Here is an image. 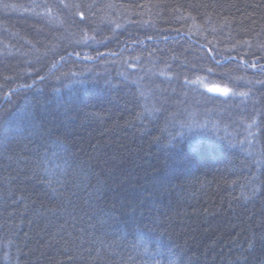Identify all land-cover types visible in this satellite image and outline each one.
Returning a JSON list of instances; mask_svg holds the SVG:
<instances>
[{
    "label": "trees",
    "instance_id": "16d2710c",
    "mask_svg": "<svg viewBox=\"0 0 264 264\" xmlns=\"http://www.w3.org/2000/svg\"><path fill=\"white\" fill-rule=\"evenodd\" d=\"M172 260L264 264V0H0V264Z\"/></svg>",
    "mask_w": 264,
    "mask_h": 264
},
{
    "label": "snow or ice",
    "instance_id": "6c2138e0",
    "mask_svg": "<svg viewBox=\"0 0 264 264\" xmlns=\"http://www.w3.org/2000/svg\"><path fill=\"white\" fill-rule=\"evenodd\" d=\"M81 15H83V13H81ZM149 39H151V37H149ZM220 62L217 61V64H219ZM208 71L210 73L213 72V69L209 68ZM230 71V70H229ZM193 83H196V82H193ZM214 92H219V93H222L224 96H228L230 93L235 95V93H232V90L229 88V87H223V88H216V89H213ZM239 95L241 96H247L248 94L247 93H240ZM202 99H210L209 97H203L202 96ZM169 264H175V260H172L169 262Z\"/></svg>",
    "mask_w": 264,
    "mask_h": 264
},
{
    "label": "rangeland",
    "instance_id": "374dc122",
    "mask_svg": "<svg viewBox=\"0 0 264 264\" xmlns=\"http://www.w3.org/2000/svg\"><path fill=\"white\" fill-rule=\"evenodd\" d=\"M224 86H217V85H211V86H206V88H208V90L210 91V92H214L213 91V89H216V88H223ZM215 93H218V94H221L222 95V93H219V92H215Z\"/></svg>",
    "mask_w": 264,
    "mask_h": 264
},
{
    "label": "clouds",
    "instance_id": "9594fccd",
    "mask_svg": "<svg viewBox=\"0 0 264 264\" xmlns=\"http://www.w3.org/2000/svg\"><path fill=\"white\" fill-rule=\"evenodd\" d=\"M176 264H179V260H177Z\"/></svg>",
    "mask_w": 264,
    "mask_h": 264
}]
</instances>
